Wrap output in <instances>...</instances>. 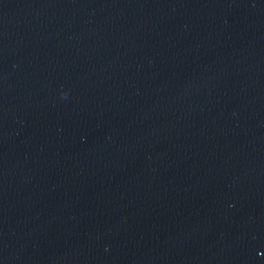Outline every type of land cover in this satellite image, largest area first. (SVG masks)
<instances>
[{
  "label": "water",
  "instance_id": "95a60500",
  "mask_svg": "<svg viewBox=\"0 0 264 264\" xmlns=\"http://www.w3.org/2000/svg\"><path fill=\"white\" fill-rule=\"evenodd\" d=\"M0 264H264V0H0Z\"/></svg>",
  "mask_w": 264,
  "mask_h": 264
}]
</instances>
